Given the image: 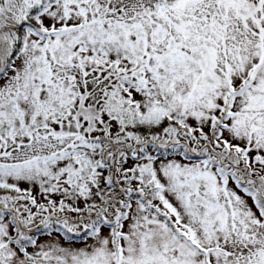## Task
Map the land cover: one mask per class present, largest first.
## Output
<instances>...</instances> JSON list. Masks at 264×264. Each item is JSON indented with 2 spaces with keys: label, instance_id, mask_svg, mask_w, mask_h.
Masks as SVG:
<instances>
[{
  "label": "snow or ice",
  "instance_id": "1",
  "mask_svg": "<svg viewBox=\"0 0 264 264\" xmlns=\"http://www.w3.org/2000/svg\"><path fill=\"white\" fill-rule=\"evenodd\" d=\"M0 264H264V0H0Z\"/></svg>",
  "mask_w": 264,
  "mask_h": 264
}]
</instances>
